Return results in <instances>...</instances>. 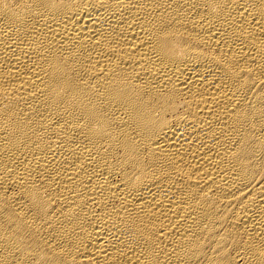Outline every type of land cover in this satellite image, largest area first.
<instances>
[{
	"label": "bare ground",
	"instance_id": "6f19581e",
	"mask_svg": "<svg viewBox=\"0 0 264 264\" xmlns=\"http://www.w3.org/2000/svg\"><path fill=\"white\" fill-rule=\"evenodd\" d=\"M0 264H264V0H0Z\"/></svg>",
	"mask_w": 264,
	"mask_h": 264
}]
</instances>
